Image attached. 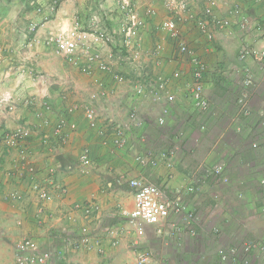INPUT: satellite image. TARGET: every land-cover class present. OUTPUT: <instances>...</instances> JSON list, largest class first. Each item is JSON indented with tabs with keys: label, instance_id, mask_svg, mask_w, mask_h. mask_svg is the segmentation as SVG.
Here are the masks:
<instances>
[{
	"label": "crops",
	"instance_id": "0c3cea01",
	"mask_svg": "<svg viewBox=\"0 0 264 264\" xmlns=\"http://www.w3.org/2000/svg\"><path fill=\"white\" fill-rule=\"evenodd\" d=\"M44 1L0 0V130L31 128L33 133L25 144L38 171V181L66 185L69 194L65 200L52 197L40 202L28 178H8L6 174L9 169L23 168L27 161L17 150L0 148V264H14L16 246L25 237L36 239L43 248L54 252L51 264H137L142 254H147V264H219L216 253L222 242L264 239L263 202L256 184L257 179L264 178V151L253 148L264 138V68L260 62L264 39L260 31L250 28L239 32V38L217 32L208 41L194 29V22L183 27L185 41L208 67L205 87L211 108L199 124L190 101L182 98L190 65L177 61L174 38L159 30L161 20L169 14L164 0H133L146 20L139 54L145 71L165 78L177 69L184 74L169 87V92L177 93L176 104L167 103L164 95L156 97L153 92L132 101L126 86L114 83L108 73L96 70L92 76L85 75L69 57L57 53V37L67 32L75 20L84 26H106L113 41L101 50L106 62L116 72L135 78V65L119 54L122 13L116 0H64L54 15L42 6ZM241 4L244 13L264 28L262 6ZM229 7L221 4L210 9L201 3L195 8L200 11L196 13L203 10L222 18ZM149 9L156 15L148 16ZM237 22L233 18L235 28ZM244 42L253 46L257 56L242 63L239 48ZM157 43L164 46L160 65L150 55ZM245 66L253 75L249 116H244L237 104L242 76L239 70ZM86 105L95 108V128L85 117ZM7 106L13 107L11 113L3 112ZM133 108L145 122L147 142L136 140L131 150L103 144L99 128L107 119L128 124L127 115ZM165 109L170 114L162 127L156 122ZM61 117L67 120V140L57 144L54 132ZM202 125L205 131L200 130ZM179 130L185 138L180 139L175 167L162 165L153 169L138 164L137 156L148 148L172 149ZM45 139H51L52 144L44 145ZM85 149L89 150L93 168L79 162ZM222 162L226 163L231 182L228 186H205L194 234L187 230L175 232L171 222L164 223L161 229L146 226L139 233L129 222L127 213L134 208L130 180L142 178L150 184H166L167 191H175L188 185L199 165ZM11 192L19 193L22 200H6ZM89 201L101 207L103 223L87 221L82 216H76L73 222L67 220V210ZM40 208L45 209L44 215H40ZM39 218L45 221L44 227L37 225ZM85 224L94 238L102 241L101 248L89 252L66 249L62 238L78 234ZM110 227L122 232L115 246L107 232ZM214 228L218 233H213Z\"/></svg>",
	"mask_w": 264,
	"mask_h": 264
},
{
	"label": "built area",
	"instance_id": "2783aa9c",
	"mask_svg": "<svg viewBox=\"0 0 264 264\" xmlns=\"http://www.w3.org/2000/svg\"><path fill=\"white\" fill-rule=\"evenodd\" d=\"M64 0H46L42 6L49 11L51 15L56 14L62 6ZM169 8V14L163 18L159 24V30L170 34L175 40L177 52V61L185 62L190 65L189 81L184 83L183 100L190 101L192 108L197 113L199 124L207 115L211 108L210 96L206 90V75L208 72L207 64L204 60L195 56L193 50L185 41L182 30L183 26L194 22L197 31L208 41L214 39V34L220 32L231 38H239V32H246L250 25L254 24V29L261 31L264 37V28L259 22L253 23L249 20L247 13H244L241 3L248 2L262 6L264 10V0H164ZM119 9L123 13L120 21L119 33L122 37L120 54H124L129 62L135 65V74L138 78L135 81H129L123 74L115 71L113 65L107 63L102 55V48L111 43L112 36L107 30L96 28H85L78 20L74 21L71 31L67 34H60L55 43L57 53L65 55L72 59L73 64L78 67L81 73L92 76L98 70L102 73H108L112 79L122 85H130L133 97L132 101L142 100L153 92L156 97L165 96L167 103H177V93L169 92V87L175 81L184 77L181 71H175L170 78L161 76H150L146 73L143 63L140 61L139 43L141 34L146 26L144 17L136 10L133 0H116ZM231 3L224 17H217L211 13L197 14L193 13L194 8L201 3H206L210 9L216 8L221 4ZM148 16H155L153 9L146 13ZM233 18L238 22L234 27ZM252 23V24H251ZM164 46L160 43L154 45L150 55L154 57L157 65L161 64ZM252 56H257L255 49L247 42L241 45L239 60L245 63ZM261 66L264 68V51L260 54ZM240 71L241 82L237 97V104L244 116L251 114L250 99L252 96L253 75L248 66L242 67ZM145 71V73H144ZM0 107L2 105L0 104ZM13 107H3V112H12ZM85 117L90 125L95 128L98 123L97 115L93 105H86L83 108ZM169 110H164L162 116L158 117L157 124L164 126L166 118L169 117ZM128 124H123L116 119H107L104 126L99 128V135L103 138V144L112 146L114 149L131 150L136 140L140 143L147 142V133H145V122L139 115L136 108L131 109L127 115ZM67 120L61 117L57 123L54 132V139L57 144L67 140ZM127 125V126H126ZM206 127L202 125L200 130L205 131ZM33 130L20 127L14 131L0 132V148H5L7 152L17 150L24 158L26 165L23 168L9 169L6 174L9 178L14 176L19 179H29L31 191L36 195L40 202L50 198L65 200L69 194V189L65 185L59 186L57 183L43 184L38 181V171L32 163V154L27 150L25 140L31 136ZM185 138V133L179 130L175 137L174 147L170 150H160L148 148L140 153L136 160L143 168L156 169L162 165L173 168L176 165L179 153L180 139ZM51 139H45L44 145L50 146ZM256 150L264 151V138L253 144ZM79 162L82 166L93 168L94 163L90 158L89 150L85 149L79 156ZM226 163L214 165L201 164L193 174L188 185L179 190L167 191L166 184L157 185L147 183L144 179L138 178L129 181L130 188L134 191V208L127 213L129 222L139 232L143 233L146 226L160 227L171 222L175 225V232L181 233L187 230L194 234V228L199 223V211L202 205V196L206 185L212 187L228 186L230 178L226 174ZM170 178V177H169ZM258 190L263 202L262 213L264 214V178L256 181ZM0 182V188H1ZM5 199L12 201H21L22 196L17 192H11ZM40 215L45 214V209L40 208ZM102 210L96 201L76 204L67 210L65 217L69 222L77 220L76 216H82L87 221L104 222L101 215ZM39 227L45 226V221L39 218L37 221ZM214 228L213 233H218ZM109 239L112 245L118 244L121 238V230L116 227L108 229ZM64 247L72 251L89 252L101 248L102 241L95 239L90 227L85 224L81 226L79 233L62 238ZM54 252L43 248L40 243L34 239L25 237L16 246L14 264H51L54 258ZM216 259L219 264H264V239L257 238L253 240L245 239L239 243L225 241L220 244L216 253ZM149 258L147 254L137 257V264H147Z\"/></svg>",
	"mask_w": 264,
	"mask_h": 264
},
{
	"label": "rangeland",
	"instance_id": "374dc122",
	"mask_svg": "<svg viewBox=\"0 0 264 264\" xmlns=\"http://www.w3.org/2000/svg\"><path fill=\"white\" fill-rule=\"evenodd\" d=\"M64 2V1H63ZM135 4V3H134ZM226 4V3H225ZM227 4H229V6H231V3L230 2H228ZM254 4V3H253ZM242 5V4H241ZM118 10H120V9H118ZM120 12H121V10H120ZM196 12H200V11H197L196 10V8H194V11H193V13H196ZM122 13V12H121ZM202 13H208L209 14V12H203V10H202ZM202 13H197V14H202ZM112 14V13H111ZM141 15V14H140ZM142 16V15H141ZM143 17V16H142ZM122 18H123V13H122ZM251 18L253 19V17L251 16ZM251 18H249V20L250 21H252V19ZM122 19H120L119 21H121ZM146 21V20H145ZM256 22H259V21H253V23H256ZM260 23V22H259ZM252 24V23H251ZM73 25H74V23H73ZM72 25V26H73ZM185 26V25H184ZM183 26V27H184ZM96 28V27H93V26H89V25H85V28ZM250 28H254V24H252V25H250V27H249V29ZM71 29H72V27L67 31V32H65V33H63V34H67L69 31H71ZM96 29H100V28H96ZM102 30H107L108 32H109V28H107L106 26H103L102 28H101ZM194 29H196V27H194ZM110 33V32H109ZM111 34V33H110ZM112 35V34H111ZM227 36V35H226ZM229 37V36H228ZM245 37L247 38V36L245 35ZM231 38V37H230ZM260 38H262V39H264V37L262 36V34H261V31H260ZM112 40V39H111ZM111 43H113V41H111ZM108 44H110V42L109 43H107V45ZM106 46V45H105ZM104 46V47H105ZM118 46H119V44H118ZM152 46V45H151ZM253 47V46H252ZM119 48V54H120V49H121V47L119 46L118 47ZM241 48V47H240ZM239 48V49H240ZM103 49V48H102ZM151 49H152V47H151ZM102 55H103V57H104V54L102 53ZM121 56H122V58H125V55H127V53L125 52L124 54H120ZM70 59V58H69ZM71 60V62L73 63V61H72V59H70ZM104 60H105V57H104ZM68 61V60H67ZM106 61V60H105ZM157 65V64H156ZM178 70V69H177ZM177 70H175V71H177ZM134 71V70H133ZM102 73V72H101ZM133 73H135V72H133ZM146 73H148V74H150V76H152V78L154 77V76H156V74H153L151 71H149L148 69H147V71H146ZM135 75V78H133V79H131V77H127V76H125L129 81H135V80H137V78H138V74H134ZM157 76H159V75H157ZM114 81V80H113ZM114 83H116L115 81H114ZM116 84H118V83H116ZM118 85H122V84H118ZM122 86H126V88L128 89V93H129V95L131 96V97H133V94H132V90H131V86L130 85H122ZM11 113V112H10ZM2 130H0V132H1ZM8 177V176H7ZM9 178V177H8ZM22 200V199H21ZM14 259H15V253H14Z\"/></svg>",
	"mask_w": 264,
	"mask_h": 264
}]
</instances>
